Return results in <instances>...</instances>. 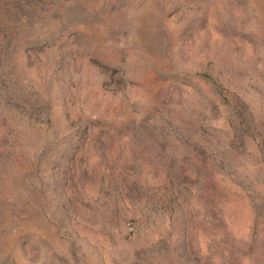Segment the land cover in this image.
I'll return each instance as SVG.
<instances>
[{"label": "rangeland", "instance_id": "obj_1", "mask_svg": "<svg viewBox=\"0 0 264 264\" xmlns=\"http://www.w3.org/2000/svg\"><path fill=\"white\" fill-rule=\"evenodd\" d=\"M0 264H264V0H0Z\"/></svg>", "mask_w": 264, "mask_h": 264}]
</instances>
